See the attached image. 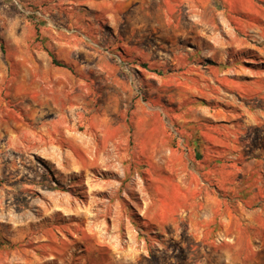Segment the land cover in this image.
Listing matches in <instances>:
<instances>
[{"label":"rangeland","instance_id":"rangeland-1","mask_svg":"<svg viewBox=\"0 0 264 264\" xmlns=\"http://www.w3.org/2000/svg\"><path fill=\"white\" fill-rule=\"evenodd\" d=\"M259 76L264 0H0V264H264Z\"/></svg>","mask_w":264,"mask_h":264},{"label":"trees","instance_id":"trees-1","mask_svg":"<svg viewBox=\"0 0 264 264\" xmlns=\"http://www.w3.org/2000/svg\"><path fill=\"white\" fill-rule=\"evenodd\" d=\"M49 52L50 56L52 57L53 63L58 65V66H64V67H69L67 64H65L63 61L59 60L54 52H51L50 50L47 49ZM5 52V51H4ZM6 53V52H5ZM48 183H51L52 181V176L49 174H45Z\"/></svg>","mask_w":264,"mask_h":264},{"label":"crops","instance_id":"crops-1","mask_svg":"<svg viewBox=\"0 0 264 264\" xmlns=\"http://www.w3.org/2000/svg\"><path fill=\"white\" fill-rule=\"evenodd\" d=\"M259 77H264V76H259ZM261 80V79H260ZM256 81H259V80H256ZM256 81H254V82H256ZM246 83V82H245ZM264 91V88L262 89V92Z\"/></svg>","mask_w":264,"mask_h":264}]
</instances>
